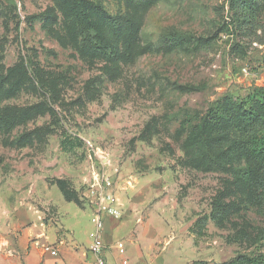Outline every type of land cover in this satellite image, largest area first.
<instances>
[{"label":"rangeland","instance_id":"374dc122","mask_svg":"<svg viewBox=\"0 0 264 264\" xmlns=\"http://www.w3.org/2000/svg\"><path fill=\"white\" fill-rule=\"evenodd\" d=\"M248 4L249 25L264 31V0ZM80 21L96 23L111 59L81 42ZM240 26L227 0H0V241L17 245L28 230L61 236L64 222L76 241L90 240L81 198L104 171L129 264L134 246L140 264L264 255L253 191L229 193L225 175L201 172L183 153L211 102L264 88V46ZM217 195L230 212L197 237L193 224Z\"/></svg>","mask_w":264,"mask_h":264},{"label":"trees","instance_id":"16d2710c","mask_svg":"<svg viewBox=\"0 0 264 264\" xmlns=\"http://www.w3.org/2000/svg\"><path fill=\"white\" fill-rule=\"evenodd\" d=\"M247 4L248 0H227L230 19L239 29H242L240 23L246 24L252 43L264 46L262 27L249 25ZM109 22L112 36H119L122 30L119 20L110 19ZM76 29L84 45L105 58L113 57L105 43L107 39H103L96 23L80 21ZM261 66L264 68V54ZM70 145L73 146L72 143ZM67 146V141H62L61 148L67 150ZM183 153L190 165L201 172L225 175L229 193L233 187L253 191L257 208L264 213V88L254 87L241 97L225 95L211 102L191 127L183 144ZM222 197L217 195L213 198L210 214L195 221L192 234L202 237L209 222L219 225L225 219L231 206ZM259 238L264 240V229ZM222 264H264V255H238Z\"/></svg>","mask_w":264,"mask_h":264},{"label":"crops","instance_id":"0c3cea01","mask_svg":"<svg viewBox=\"0 0 264 264\" xmlns=\"http://www.w3.org/2000/svg\"><path fill=\"white\" fill-rule=\"evenodd\" d=\"M119 226L122 227L120 222L108 218L104 220V244L110 248L106 250L105 257L109 264H122L123 261L129 264L130 261L122 246L123 255H119L116 250L117 245L125 246L124 238L127 236L121 237L122 241L116 238L115 232ZM63 228L64 233L61 236H57L55 232L48 234L43 230H28L18 238L17 245H11L5 240L0 241V264H96L95 256L89 252L90 240L84 244L79 243L74 238L73 230L68 228L65 222ZM128 242L134 246L130 240ZM44 247L54 249L56 256L45 252ZM133 252L137 257L134 264H140L135 246Z\"/></svg>","mask_w":264,"mask_h":264},{"label":"built area","instance_id":"2783aa9c","mask_svg":"<svg viewBox=\"0 0 264 264\" xmlns=\"http://www.w3.org/2000/svg\"><path fill=\"white\" fill-rule=\"evenodd\" d=\"M81 199L91 211L92 231L89 234V252L95 256L96 264H109L105 257L106 250L110 248L104 244V220L108 218L119 221L122 218L121 204L115 190V181L112 177L106 175L104 171H96L87 183ZM116 250L119 255L124 254L121 245H117ZM44 251L51 256L57 254L50 247H44ZM122 264H126V262L123 261Z\"/></svg>","mask_w":264,"mask_h":264}]
</instances>
